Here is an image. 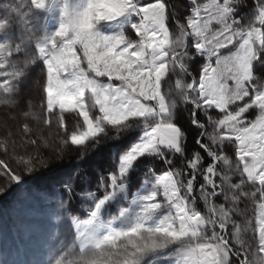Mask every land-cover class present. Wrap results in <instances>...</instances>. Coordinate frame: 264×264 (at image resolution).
Instances as JSON below:
<instances>
[{
  "label": "snow or ice",
  "instance_id": "obj_1",
  "mask_svg": "<svg viewBox=\"0 0 264 264\" xmlns=\"http://www.w3.org/2000/svg\"><path fill=\"white\" fill-rule=\"evenodd\" d=\"M0 109V197L77 154L46 264H264V0H0Z\"/></svg>",
  "mask_w": 264,
  "mask_h": 264
},
{
  "label": "rangeland",
  "instance_id": "obj_2",
  "mask_svg": "<svg viewBox=\"0 0 264 264\" xmlns=\"http://www.w3.org/2000/svg\"><path fill=\"white\" fill-rule=\"evenodd\" d=\"M2 117L3 110L0 109ZM23 195L19 188H15L4 198L13 197V201L22 203ZM44 199L48 204L41 205L38 201L25 205L23 210L13 216L9 227L11 233L3 235L6 241L0 248V264H46L49 255L47 241L49 237L57 235L58 230L62 234L66 224L58 217L57 206L49 203V198Z\"/></svg>",
  "mask_w": 264,
  "mask_h": 264
},
{
  "label": "trees",
  "instance_id": "obj_3",
  "mask_svg": "<svg viewBox=\"0 0 264 264\" xmlns=\"http://www.w3.org/2000/svg\"><path fill=\"white\" fill-rule=\"evenodd\" d=\"M178 2L183 4L186 3V0H178ZM247 11V8H243L241 9V14L243 15L247 13ZM109 158L110 146L103 148L100 153L96 155L90 154L89 158L83 165V168L89 170L90 172L94 171L95 169L102 166H107L109 163ZM77 163V154L70 151L65 156V162L62 168L57 169L55 172L41 170L34 174L32 177L28 178L26 183L21 184L18 187L19 190L24 193V195L22 196L24 197V201L22 203L15 202V200L13 201L12 196V198L10 199H5V196L0 197V248L1 245L6 241V238L4 239L3 237L4 233H11L12 231L11 229H9V227L11 226L13 216L23 210L25 205H29L38 201L41 205H46L48 203L45 202V199L43 200V198L45 197L50 199L49 203H54V205L56 206L58 205L60 197L58 194H54L52 191L53 177L54 175H57L61 172L71 170ZM56 191L58 193V188Z\"/></svg>",
  "mask_w": 264,
  "mask_h": 264
}]
</instances>
